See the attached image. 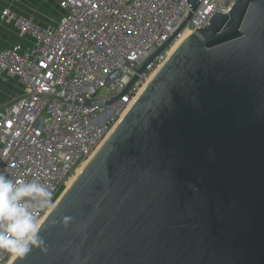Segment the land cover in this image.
Instances as JSON below:
<instances>
[{
    "label": "water",
    "instance_id": "water-1",
    "mask_svg": "<svg viewBox=\"0 0 264 264\" xmlns=\"http://www.w3.org/2000/svg\"><path fill=\"white\" fill-rule=\"evenodd\" d=\"M188 15L113 97L167 50ZM185 36L10 264H264V0ZM17 98L0 106L10 105Z\"/></svg>",
    "mask_w": 264,
    "mask_h": 264
},
{
    "label": "built area",
    "instance_id": "built-area-1",
    "mask_svg": "<svg viewBox=\"0 0 264 264\" xmlns=\"http://www.w3.org/2000/svg\"><path fill=\"white\" fill-rule=\"evenodd\" d=\"M58 6V19L48 24L27 15L13 18L8 9L1 12L2 19H14L19 35L29 43L0 50V79L16 78L22 88L13 103L0 109V172L49 187L52 200L37 209L38 220L45 218L69 177L96 152L114 120L160 68L166 50L115 102H84L119 94L134 69L174 33L190 8L185 0H58ZM231 6L230 0H200L172 42ZM10 257L0 249V264H9Z\"/></svg>",
    "mask_w": 264,
    "mask_h": 264
},
{
    "label": "clouds",
    "instance_id": "clouds-1",
    "mask_svg": "<svg viewBox=\"0 0 264 264\" xmlns=\"http://www.w3.org/2000/svg\"><path fill=\"white\" fill-rule=\"evenodd\" d=\"M53 193L36 179L15 180L0 172V249L23 258L33 246H42L37 209L46 208Z\"/></svg>",
    "mask_w": 264,
    "mask_h": 264
},
{
    "label": "crops",
    "instance_id": "crops-1",
    "mask_svg": "<svg viewBox=\"0 0 264 264\" xmlns=\"http://www.w3.org/2000/svg\"><path fill=\"white\" fill-rule=\"evenodd\" d=\"M10 10L13 18L18 15L31 16L40 24L55 22L61 11L58 0H0V50L16 44L26 46L28 37H21L14 19H2L1 12ZM22 92L16 78L0 79V106L17 97Z\"/></svg>",
    "mask_w": 264,
    "mask_h": 264
},
{
    "label": "bare ground",
    "instance_id": "bare-ground-1",
    "mask_svg": "<svg viewBox=\"0 0 264 264\" xmlns=\"http://www.w3.org/2000/svg\"><path fill=\"white\" fill-rule=\"evenodd\" d=\"M187 35H184L182 36L181 38L179 39H176L174 42H172V44L170 45V47L166 50V55L168 56L172 50L176 47V45ZM157 71V70H156ZM154 71L150 77L147 79V81L143 84V86L140 87V89L138 90L137 92V95L142 91V89L144 88V86L146 85V83L152 78L153 74L156 72ZM136 95V96H137ZM136 96L129 102L127 108L132 104V102L134 101V99L136 98ZM127 110V109H126ZM125 110V111H126ZM125 111L121 114V116L125 113ZM120 116V117H121ZM119 120V119H118ZM118 120L114 123V125L111 127L108 135L110 134V132L112 131V129L114 128V126L116 125V123L118 122ZM94 154V153H93ZM93 155L90 156V158L92 157ZM89 158V159H90ZM88 159V160H89ZM88 160H85L79 167H77V169L75 170V172L69 177V179L66 181V186L65 188H68L70 186V184L73 182V180L75 179V177L77 176V174L82 170V168L85 166V164L88 162ZM43 220V219H42ZM42 220H38V226L39 224L42 222ZM15 257H10V260H9V264L10 262L14 259Z\"/></svg>",
    "mask_w": 264,
    "mask_h": 264
},
{
    "label": "rangeland",
    "instance_id": "rangeland-1",
    "mask_svg": "<svg viewBox=\"0 0 264 264\" xmlns=\"http://www.w3.org/2000/svg\"><path fill=\"white\" fill-rule=\"evenodd\" d=\"M114 123H115V120H114V122L112 123V125H111V126H113V125H114Z\"/></svg>",
    "mask_w": 264,
    "mask_h": 264
}]
</instances>
